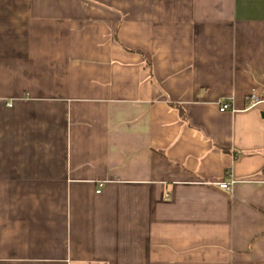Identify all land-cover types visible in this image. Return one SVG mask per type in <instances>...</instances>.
I'll use <instances>...</instances> for the list:
<instances>
[{
  "label": "crops",
  "instance_id": "1",
  "mask_svg": "<svg viewBox=\"0 0 264 264\" xmlns=\"http://www.w3.org/2000/svg\"><path fill=\"white\" fill-rule=\"evenodd\" d=\"M0 264H264V0H0Z\"/></svg>",
  "mask_w": 264,
  "mask_h": 264
},
{
  "label": "built area",
  "instance_id": "2",
  "mask_svg": "<svg viewBox=\"0 0 264 264\" xmlns=\"http://www.w3.org/2000/svg\"><path fill=\"white\" fill-rule=\"evenodd\" d=\"M257 93H258V91H255L254 93H252L250 95L251 106H254L255 104H257V103L262 101ZM229 108H230V105L227 104V103H224V104H222L221 111H226ZM232 183H235V182L232 181ZM220 187L222 189H226V190H230L231 189V185L229 183H225V182L221 183ZM98 192H100V190Z\"/></svg>",
  "mask_w": 264,
  "mask_h": 264
},
{
  "label": "trees",
  "instance_id": "3",
  "mask_svg": "<svg viewBox=\"0 0 264 264\" xmlns=\"http://www.w3.org/2000/svg\"><path fill=\"white\" fill-rule=\"evenodd\" d=\"M181 113L183 114V110L180 108Z\"/></svg>",
  "mask_w": 264,
  "mask_h": 264
}]
</instances>
